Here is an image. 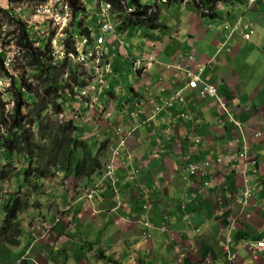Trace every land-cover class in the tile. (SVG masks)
Listing matches in <instances>:
<instances>
[{
	"label": "crops",
	"instance_id": "obj_1",
	"mask_svg": "<svg viewBox=\"0 0 264 264\" xmlns=\"http://www.w3.org/2000/svg\"><path fill=\"white\" fill-rule=\"evenodd\" d=\"M245 4L224 0L211 17L189 7L187 21L179 19L186 3L167 4L159 10L160 29L140 30L135 38L118 36L130 43L125 48L130 60L119 47L108 94L116 101L99 96L95 110L76 123L78 137L93 155L103 141H118L112 128H123L128 154L119 163L121 194L108 189L102 200L88 201L81 189L97 176L74 178L69 187V180L57 176L51 182L57 195L48 196L50 210L42 217L32 214L35 224L24 223L17 254L29 248L38 264H231L230 252L238 264H264L243 248L244 242L264 235V208L239 203L246 186H258L256 199H264V0L249 8ZM0 8H10L9 0H0ZM227 25L255 34L244 40L239 31H227ZM142 58L148 60L147 68L134 71L131 60ZM186 67L204 69L201 78L218 86L221 102L239 127L224 116L216 100L201 101L195 92L184 90ZM179 90L187 98L185 107L156 117L150 111L128 116L135 92L162 101ZM184 110L188 121L180 118ZM73 116L66 114L67 119ZM217 158L224 162L216 164ZM188 161L210 162L206 176L190 177L183 165ZM204 181L211 187L203 188ZM145 205L155 227L168 218V232L156 228L151 239L142 238ZM39 235L43 237L31 248L29 243Z\"/></svg>",
	"mask_w": 264,
	"mask_h": 264
},
{
	"label": "trees",
	"instance_id": "obj_2",
	"mask_svg": "<svg viewBox=\"0 0 264 264\" xmlns=\"http://www.w3.org/2000/svg\"><path fill=\"white\" fill-rule=\"evenodd\" d=\"M26 0H9L10 4H21ZM35 6L43 4L48 0H31ZM115 6V13L110 16V21L114 22V32L122 34L126 32L127 36H132L137 28H146L149 30H157L163 27L158 21V17L152 16L148 12L147 7H143L138 0H131L136 10L133 16L127 17L125 10L120 7L116 0H109ZM171 4L174 2H185L186 0H169ZM194 8L199 12L201 7L213 8L214 5L223 0H189ZM199 1V4L195 3ZM74 11H85L82 5L78 4V0H71ZM0 12L5 13L10 23L15 25L13 32H6L0 21V76L10 79V88L6 90V95L12 100L13 108L7 110L4 102V93L0 90V180L12 178L14 171L5 170L12 167L13 159L21 156L26 165V169L16 174L23 175V180L19 192V196L15 197V193L10 191L8 200L0 195V202L4 199L2 209L4 211L3 227L0 230V243L8 246H19L22 237V225L20 215L24 210L32 212L36 216L44 215V208H51L47 200L37 195L43 194L46 185L42 181L54 178L57 174L65 177L77 175L79 177H91L102 168L100 154L97 157L88 151L89 145L78 137L79 128L74 121L59 122L49 117H43V113L49 106H52L54 115L64 113L59 99L68 97L64 91L65 83L59 79V74H54L55 69H69L66 82L71 87V95L74 89H83L86 86L84 74L78 70V66L69 62L68 58L58 61V65H54L55 58L52 55L50 46L37 47L32 40V26L17 16L13 8L7 10L1 9ZM95 19V18H94ZM96 19H100L96 16ZM94 24V23H93ZM96 24V20H95ZM82 27V22L80 23ZM15 35L16 41L14 46L18 49L21 56L29 61V67L32 66L36 71V77L40 81L36 86L28 84L25 73L19 76H13L9 73L5 66L7 51L4 46H8L11 42L5 40L9 34ZM82 34L90 37L89 30H82ZM4 36V37H3ZM126 36V35H125ZM13 41V40H12ZM13 43V42H12ZM117 43L112 45L114 49H110L111 54L107 57L110 60L118 59ZM111 45V43H110ZM124 46L130 48L127 39ZM68 52L77 53L69 39L65 43ZM120 47V45H118ZM116 59L113 61L115 62ZM62 70V72H63ZM74 82L75 88L71 85ZM29 98V99H28ZM28 99V100H27ZM30 106L31 111L26 110ZM34 108V109H33ZM118 109L121 106L117 105ZM38 130L36 133L35 131ZM38 137V139H37ZM83 155L81 158L80 155ZM15 177V178H16Z\"/></svg>",
	"mask_w": 264,
	"mask_h": 264
},
{
	"label": "clouds",
	"instance_id": "obj_3",
	"mask_svg": "<svg viewBox=\"0 0 264 264\" xmlns=\"http://www.w3.org/2000/svg\"><path fill=\"white\" fill-rule=\"evenodd\" d=\"M49 1V0H48ZM71 5L73 4L71 2V0H68ZM94 2V6L93 8L90 7L88 5V0H78V4L82 5V8H85V11H79L77 12V14L74 11V7H73V18L71 23L69 24V26L63 31V35L60 36L58 35V32H56L55 29H52L51 27H49L47 25V23L45 22H39L38 24L34 25V29H38L35 31H38L39 33H42V37L44 38L45 36H50V40H48V43L43 42L41 44V40L38 41V45L37 47H44L47 44L50 46L51 51H52V55H53V48L57 47L59 45V50L63 51V54L61 55V57L68 58L69 62L75 64L76 66H78V70H79V66H83L85 68V72L81 73L84 74V78L86 81V86L83 89H74V90H79V95L81 99V102L78 104L79 107H75L73 106L74 111H70L74 116L72 117V119H67L64 116V113H66V106L71 107L70 104H72L73 101V95H68V97H65L66 101H59V104L62 106L64 113L57 116L53 114L52 108H50V112L53 115V119L54 121H59V122H65V121H74L76 123V121H78L80 119V116L88 113L89 111L95 110L96 106L99 103V96H103L104 98H106V100L109 103H115V96L113 94L108 95L109 92L112 90V84L111 82V78L113 73V60H110L107 56L110 54V46L109 44L111 43V45L116 42L117 44V49L119 48L118 45H120V48L122 49V52L125 54V59L130 60V57L128 56L129 53L126 52V47L124 45V40L122 39L121 41H119L118 37L119 35H121V33L119 32H114V27L113 24L114 22L110 21V16H112L115 13V6L112 2H110L109 0H92ZM119 4L120 7H122L125 10V14L127 17H132L135 10H136V6L133 5L131 0H116ZM141 2L143 7H147L148 8V12L150 15L152 16H157L156 11H157V7L161 8L164 5L167 4H171V2L169 0H157L154 2H151L153 5H148L144 2H142V0H138ZM224 1V0H223ZM223 1H219L217 2L214 7L208 8V7H201L200 12L194 8L192 6V4L188 3L190 2L189 0H186L185 2L182 3H186L187 5H189V7L191 9H194L195 12H197L201 17L205 16V17H211V16H215L216 15V7L218 4L222 3ZM246 1V7L249 8L250 6H252L253 4L249 3V0H245ZM46 3V2H45ZM174 3H181V2H174ZM44 4V3H43ZM105 4H110L111 5V9L105 13L103 6H105ZM199 4V1H197L195 3ZM42 5V4H40ZM38 5V6H40ZM10 7H12V5L10 4ZM37 6H35L36 8ZM34 8V11H35ZM9 9V8H8ZM104 10V11H103ZM160 10V9H159ZM158 10V11H159ZM34 14V13H33ZM91 19H93V23L91 24V26H88L84 28L80 27V23L82 22V24L84 23V21H86V15L89 16ZM96 16L99 17L100 19H96ZM95 18V19H94ZM35 19V18H33ZM40 20V19H38ZM80 20V21H79ZM95 20H96V24H95ZM98 20H102L103 22H105L106 24L109 25V29L106 32V38H105V42L103 44H99V38L101 37V34H103V29L101 27V25H97V21ZM159 21V18H158ZM74 22H79L78 25V32L75 31L74 32H70V29L73 27V23ZM137 28H135L136 32H139L140 30H145L146 28H140L138 26H136ZM33 28V27H32ZM89 30L90 33V37L83 35L82 34V30ZM225 29L227 31H231V34H236L237 31H239L242 34V39L244 40H249L251 39L250 36L255 34L254 31L250 30L249 33L248 32H243L240 26H237L234 29H229V26H225ZM149 30V29H146ZM152 31V30H149ZM135 32V33H136ZM75 35L78 37L76 39ZM123 35V34H122ZM127 35V34H125ZM114 36H117L118 41L116 40V38H114ZM113 38V39H112ZM60 39H64L63 43H59ZM71 40L72 41V45L73 47L76 49L77 53H71L68 52V50L65 47V43L67 40ZM75 39V40H74ZM112 39V40H111ZM111 40V41H110ZM75 41V42H74ZM86 41V42H85ZM110 41V42H109ZM115 47V46H114ZM98 48H102V50L105 52L104 56L101 58L100 62L96 65L97 69H94L91 67V65L89 63H79L78 62V58L81 55H85V53L90 52L91 50H95ZM7 51V50H6ZM8 52V51H7ZM9 53V52H8ZM7 53V58L5 60V66L8 68L13 64L12 62H9V60H12L11 58H9ZM18 55H20L19 51H18ZM53 57L55 58V54L53 55ZM63 59V60H64ZM72 61H71V60ZM192 59V57H191ZM56 60V58H55ZM147 59H133L131 60V66L132 69L134 71L137 72H141L143 70H145L147 68ZM149 61H151L149 59ZM56 64V63H55ZM186 86L185 89H187V91H191V92H195L198 99L201 101H207V100H216L217 103L225 109V113L224 116H226L228 118L229 121L232 122V124L235 127H239L240 123L235 120L234 118L231 117L229 110H228V106L226 103L221 102L222 98L220 95V91L217 85L215 84H211L205 80H203L201 78V74L202 71L204 70L203 68L198 69L197 71H191L189 67H186ZM68 76V74L66 75ZM5 84L3 85L2 88V92L6 93V90L10 88V79L7 77H3ZM7 79L10 81L9 83H7ZM195 81L197 82L196 86H193L191 84V81ZM72 82V81H71ZM74 82H72V86L73 88H75V86L73 85ZM204 86H211L215 89V94L213 96H206V97H202L201 92ZM184 90H179V91H172L170 93V95L160 101L158 100L159 98H149L147 96L142 97V96H138L137 92H135V95L137 96H133L132 98V103H131V108L128 112V116H130L131 118H136L138 115H142L143 113H146L147 111H150L151 113V117L154 116H160L161 114L170 111L171 109H174L176 107H180L183 108L187 105V98L185 96ZM162 92H164V89H161ZM75 93V92H74ZM76 98V99H77ZM75 99V100H76ZM75 102L76 104V101ZM62 103H65V106L62 105ZM62 116L64 120H56L55 117H60ZM180 118L183 121H188L190 120V116L188 114V112L181 111L180 113ZM77 125V123H76ZM78 126V125H77ZM79 128V127H78ZM140 127H134V129L139 130ZM114 133L118 136V141H103L99 147V150L97 152L96 155H93L90 151V148H88V151L93 155V157H97L100 154V149L102 148V152L101 155H103L102 157H100V162L102 165V168L100 171L96 172L94 175H92L91 177H86L84 176V178H86L87 180H90V178H92L93 176H97V180L95 182H93L90 185H86L84 186L82 189L81 187L79 189H81V191L84 194V197L86 200L88 201H96V200H102L103 199V193L105 190L111 189L112 193L115 194L116 196H119L121 194V188L119 187V176H118V170H119V163L121 161V156H126L128 154L127 152V147H126V138L124 135V131L123 128L117 126L115 129L112 128ZM167 130H169V128H167ZM80 132V129H79ZM82 140V139H80ZM84 141V140H82ZM85 142V141H84ZM86 143V142H85ZM81 158H83V155H80ZM23 159V158H22ZM113 162V163H112ZM224 162V159L222 158H217L216 159V164H221ZM235 162V161H234ZM24 164V162H23ZM113 164L115 166V173H114V182L109 178V176L107 175L108 173V166ZM184 168L186 173L192 177V178H203L206 176L207 174V169L210 167L211 163L210 162H202V163H197V162H184ZM24 169H20L19 171L25 170L26 169V165L24 164ZM139 171H135V175L138 174ZM22 174V173H20ZM21 176L22 180H23V175H18ZM57 176H60L64 181H68V179L71 176H75V178H82L79 177L77 175H70L69 177H65L62 174H57L54 178H56ZM135 176H133L134 178ZM51 178L49 180H44L42 181L43 185H46L45 188L43 189V194L42 195H36L37 197H42L45 200H47L48 202V196L50 195V192L48 193V189L51 187V182L52 179ZM211 187V182L210 181H204L203 182V188H209ZM259 187L258 186H246L244 188V191L241 193V199L239 201L240 205H242L244 208L246 207H251L253 209H257L260 206L264 208V199L263 200H257L256 199V195L258 193ZM91 192H93L92 198L89 197V195L91 194ZM47 208H44L43 210H45ZM149 210H150V206L149 205H145L143 211L146 213L145 216V221L143 222V227L145 228V230L142 232L141 236L143 239L145 240H149L152 237V233L151 231L154 229H159L162 232H168V228H167V221L168 218L165 217L164 220H161L159 226L152 223L150 221V218L148 217L149 214ZM25 215L26 217H28L27 223L28 224H35V219H33V215L32 212H29L27 210H24L22 212V215ZM21 221V220H20ZM22 237H21V243L19 246H15L13 248H19L21 247L22 243H23V239H24V223L22 224ZM37 228H35L34 230H36ZM52 229H49L48 231H46V234H49L51 232ZM44 235V233H43ZM43 235H39V236H35L33 237V240H31V242L29 243V246L31 248H34V246L36 245V243H38V241L43 237ZM264 238V235L254 239V240H248L246 242H244L243 244V248L247 250L249 256H251L253 258V260L257 261V260H264V251H258L255 252L252 248V244H254L257 241H260ZM1 245V243H0ZM7 247H12V246H8L5 245V247H0V249H3L5 251H8ZM1 252V250H0ZM4 252V251H3ZM31 251L28 249H26L24 251V254L22 256H20V254H17L15 259L11 260V259H6V257L4 258V261L2 262V257L0 254V264H38L36 263L34 260L31 259L30 256ZM20 256V257H19ZM227 259L231 264H238V259L237 256L235 254H232L230 252H228L227 255Z\"/></svg>",
	"mask_w": 264,
	"mask_h": 264
},
{
	"label": "rangeland",
	"instance_id": "obj_4",
	"mask_svg": "<svg viewBox=\"0 0 264 264\" xmlns=\"http://www.w3.org/2000/svg\"><path fill=\"white\" fill-rule=\"evenodd\" d=\"M154 1H157V0H142V2H144V3L148 4V5H153L151 2H154ZM88 5L93 8L94 2L92 0H88ZM12 8H13L14 12L17 14V16L19 18H21L23 21H25L26 23L30 24L33 27V29H34V25L35 24H38L39 22L42 21V20H38V18L33 19V13H34L35 4L31 0H26L24 3L18 4V5L13 4ZM188 8H189V5H187V7H183L182 11L180 12V18H179L180 20H181V16L184 17L186 19V21L188 20V16H189V13H190V10ZM159 9H161V8L157 7V11H156L157 15H159V11H158ZM177 9L181 10V7L177 8ZM0 10H1V8H0ZM5 10H7V9H5ZM173 12L174 11L172 10L171 13L168 15V17L171 18ZM175 12L177 13L176 9H175ZM201 20H202V18H201ZM0 21H2V27L7 33L8 32H11V33L13 32V30L15 28V25L10 23L8 17L3 12H0ZM78 23L79 22H74L73 23V25H72L73 27L70 29V32H74L75 31V34H76V32H78V30H77V28H78L77 24ZM92 23H93V19H91L90 14H89V16L86 15V21H84V23L82 24L81 28H84L85 25H86V27L91 26ZM178 24L180 26L182 24V27H185V25L183 24L182 21L178 22ZM35 30H38V29H35ZM35 30L34 31L32 30V33H31V36L33 37L32 40L35 42V45L39 46L38 45L39 44L38 43L39 40H41V44L43 42H45V43L47 42L48 43V40H50L49 39L50 36H45L43 38L42 37V33H39L38 31H35ZM11 33L9 34V36L5 37L6 42L10 41L11 43L8 46H4V49L9 52L8 53L9 58L12 59V60H9V62L13 63L9 67L8 71L13 76H19V75L25 73V78H26L28 84L32 83L33 86H36L42 80L40 78L36 77V71L33 69V67L32 66L29 67V61L24 59L23 56L18 55V49L13 45L14 42L16 41V37H15V35H12ZM138 33L139 32L134 33L132 37L135 38L138 35ZM122 34L125 35L126 32L125 33L122 32ZM75 37H76V39L78 38L76 35H75ZM132 37H130V38H132ZM63 41H64V39H60L59 43H63ZM52 50H53V55L55 54V56H56L55 57L56 60H54V65H55V63H58V61H62L64 59V57H61V55L63 54V51L59 50V45L57 47L53 48ZM56 65H58V64H56ZM62 70H63V68L60 69V70L55 69L53 71V73L54 74H59V79L63 83H65V86H63L65 93L67 95H71V87L69 85L70 83L66 82V79H65V78H67V76H66L67 72L70 71V70L68 68L64 69L63 72H62ZM84 70H85V68L83 66H79V72L83 73V72H85ZM6 82L9 83L10 81L7 79ZM129 83H130V80H129ZM4 84H5V81H4L3 77L0 76V90L1 91H2V88H3ZM71 85H72V83H71ZM74 92L75 93L72 94L73 95V101L77 97H80L79 90H75ZM59 100L60 101H66L64 98H61ZM73 101H72V104H70L71 107L66 106V108H67L65 110L66 113H64L65 118H67L66 114L70 113L69 111H74L73 106L79 107L78 104L81 102V99L77 98L75 100L76 104ZM4 102L6 104H8L7 105V110H11L13 108L12 100L7 97L6 93H4ZM62 105L65 106V103H62ZM51 107L52 106H49L48 109H46L44 111L43 117H49L52 120H54L53 119V115L50 112V108ZM26 110L31 111L32 108L30 106H28L26 108ZM55 119L56 120H64L62 116L55 117ZM35 132L37 133L38 130H36ZM37 139H38V137H37ZM99 141H102V138H100ZM0 158H1V156H0ZM22 160L23 159H22L21 156H16L13 159L12 167L5 168V170H7V171L8 170L14 171V173H13V175H15L14 177L6 179L4 181L0 180V195H2L7 200H8V196L10 195V193H9L10 191L15 192V190H17L16 192H19V189L21 187L22 178H21V176H17L16 177V174L21 172V171H19L21 168L24 169V167H25ZM74 178H75V176H71L68 179L69 180V185L67 187L70 186V184L72 183ZM59 185H61V182H59ZM61 187H63V185H61ZM16 192L12 193V194H14L15 197L19 196V194H16ZM49 192H53L54 195H57V190H56V188H54V186H52V187H50L48 189V193ZM51 197H52V194H51ZM4 200L2 202H0V230L3 227V221H4V216H5L4 215V211L2 209V205L4 203ZM20 220H21L22 224L25 223V222L27 223L28 217H26L23 214L22 216H20ZM23 241H24V239H23ZM5 245L6 244L1 243L0 247H5ZM7 248H8V251H5L4 248L0 249L1 250L0 254H1V257H2V262L4 261L5 257H6V259H11V260L15 259V255L17 254V251H19V249H20V247L19 248L7 247Z\"/></svg>",
	"mask_w": 264,
	"mask_h": 264
},
{
	"label": "built area",
	"instance_id": "obj_5",
	"mask_svg": "<svg viewBox=\"0 0 264 264\" xmlns=\"http://www.w3.org/2000/svg\"><path fill=\"white\" fill-rule=\"evenodd\" d=\"M257 0H249L250 4L255 3ZM103 10L105 13L107 10L111 9L110 4H105L103 6ZM33 18H38L42 20V22L47 23L49 27L55 29L58 32V35L62 36L63 31L69 26L73 18V7L68 0H49L46 3L37 6L35 8ZM97 25H101L103 29V34L99 38V44H103L106 38V32L110 28L108 24L103 22L102 20L97 21ZM86 42V41H85ZM62 50V47H61ZM105 52L102 48H98L95 50H91L85 55H81L77 60L79 63H89L92 68L97 69L96 65L100 62L101 58L104 56ZM193 86L197 85V82L194 80L191 81ZM215 94V89L211 86H204L201 92L202 97L206 96H213ZM113 163V162H112ZM115 166L113 164L108 166V173L107 175L109 178L114 182V173H115ZM93 192L89 195L92 198ZM252 248L255 252L264 251V238L260 241L255 242L252 244Z\"/></svg>",
	"mask_w": 264,
	"mask_h": 264
}]
</instances>
